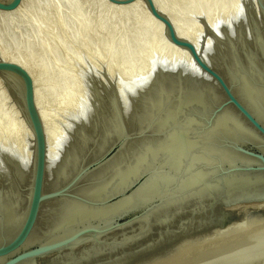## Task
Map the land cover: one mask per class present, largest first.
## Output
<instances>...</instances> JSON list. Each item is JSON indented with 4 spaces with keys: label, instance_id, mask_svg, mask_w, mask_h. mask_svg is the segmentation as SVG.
<instances>
[{
    "label": "water",
    "instance_id": "95a60500",
    "mask_svg": "<svg viewBox=\"0 0 264 264\" xmlns=\"http://www.w3.org/2000/svg\"><path fill=\"white\" fill-rule=\"evenodd\" d=\"M109 1L126 4L134 0ZM143 1L163 24L168 41L187 52L182 58L169 59V69L184 65L195 82L192 89L200 96L184 109L191 116L190 131L184 134L195 143L196 154L207 140L205 132H216L218 136L212 135L204 146L212 145L219 153L209 155L211 162H191L203 173L201 181L183 185L179 180L184 174L182 163L171 181L147 197L141 198L139 193L143 185L166 170L163 161L154 162L152 157L127 182H113L104 190L96 186L85 190L83 185L92 175L119 153L126 155L137 140L168 134L174 125H160L158 118L182 94L175 87L176 93L157 101L139 127L140 115L125 112L128 106L117 94L113 76L105 68L87 64L83 68L93 72L89 81L95 104L88 108L86 122L79 120L84 123L78 122L63 135L57 154L72 141L75 158L59 170L56 184L48 188L50 157L32 79L22 65L0 56L2 84L19 105L29 133L24 154L16 150L9 155L0 144V264H136L172 251L184 239L197 240L246 223L252 216L264 217V106L239 91L240 78L232 72L234 67L240 68L243 75L245 68H251L244 76L249 72L257 78L254 84L264 89V0H242L235 16L213 25L201 17L200 34L194 41L180 36L153 0ZM18 3L0 0V10H12ZM138 104L134 102L133 108ZM224 113L239 124L230 128L233 136L212 130L216 118ZM77 117L84 118L82 114ZM156 125L161 130L154 129ZM126 198L129 201L124 203ZM64 200L96 210L58 214L59 221L48 226L50 219L43 216V206ZM35 230V237L30 238Z\"/></svg>",
    "mask_w": 264,
    "mask_h": 264
},
{
    "label": "bare ground",
    "instance_id": "6f19581e",
    "mask_svg": "<svg viewBox=\"0 0 264 264\" xmlns=\"http://www.w3.org/2000/svg\"><path fill=\"white\" fill-rule=\"evenodd\" d=\"M22 1L23 0H20L16 8L12 10H0V16H8L10 14L13 15V13L19 11V9L23 7L21 6V3L26 0H24L23 2ZM104 1L107 5L118 10L121 8L133 9L131 7L138 5V7L141 8L143 17L140 14L141 12H138V15H141L140 17L146 20L145 22H148L147 25H144V23H142L143 25H140L139 23V27L137 26V28H139L138 31H140L139 33H142L144 30H146V27L147 29H149L147 39H145L146 37H144L146 33L144 34V36L138 34L140 35L139 37L143 39H141V41H143L141 46H139V48L137 47L138 64H132L130 62L124 63L123 60L122 64H119L121 61L118 64H115L113 62L115 65H112L111 63L107 62L109 64H104V67L101 65L98 66L101 70H104L103 68L107 69V73L113 76V81L116 83V92L123 99L124 103L128 106L127 110L125 111L129 112L128 116H135L137 114L140 115L138 116V125H140L139 127H142L145 124L146 114L149 115V113H152V111L155 110V107L157 106V101L159 102V100L167 97L169 93L173 91L175 92V87L180 88V93L182 94L179 98H177V100L172 102V104L167 105L165 107L166 109L164 110L163 115L158 118V123L160 125L164 124L165 122H171L174 125L173 127H171V131L168 134L164 136H155L153 134L148 137L137 140V142H135L134 147H132L126 155H124L123 153H119L115 158H113L109 162L107 166H105L98 173L92 175L90 177V180L83 185L85 186V190L93 186H96L99 190H104L109 187V185L113 182L120 184L127 182V179L130 177V175L132 173L136 174V172L141 169V166H143V164H145L148 161V158L150 157L154 158V162L158 161V163L160 162L162 164L163 161V167L166 166V170H163V172H157L143 185V189H141V191L139 192L141 198L150 196V194H153L155 192L157 193L158 189H161L164 183L171 181V179L176 174V170L181 166L182 163H184V167H181L184 174L180 177L179 180L183 185L186 186L192 181H201L203 179V173H201V171L196 170L192 166L191 162L197 159H200V161L202 162H204V160L211 162L212 160L209 159V155L219 152L215 150V148L211 144V146L207 145L206 147L204 145L206 141L210 142L213 136L218 135L214 131H206L205 138L207 140H205L203 144V147L205 148H203L202 146L198 148L197 150H199V152L196 153L198 155L194 153V150H196L195 143L185 136V134L187 135V133H189L190 131L189 126L191 123V116L189 114L186 115L184 109L187 104H189L193 100H195L193 102H198L200 96L194 89H192L191 86L194 85L195 82H193L192 78L189 76V73L184 67V65H178L174 69H169V67L171 66V60L169 59L182 58L184 56H187V52L182 48L174 46L168 41L165 35L163 24L150 13L149 9L146 7L145 3L142 0H136L128 5H119L110 3L106 0ZM153 1L157 8H159L161 11H163L166 15L169 16L177 33L180 36L188 38L192 41L197 39V36L200 34L201 29V23L199 19L196 20L199 22L193 21L194 23L191 24L190 22V25L187 22V26L184 25L185 23L182 25L181 20L178 19V15L176 16L174 13H172L173 9L169 13V11L166 10L167 8L163 7L160 1V3L157 0ZM241 1L242 0H229L227 4H223V2L220 6L209 4V6L207 7L204 6L205 8L200 7L196 12L199 14L202 13L200 15H205L204 17L208 20V22L213 25L216 21L229 19L235 16V14L238 13L242 8ZM195 18L196 17L194 16L193 19ZM141 29L144 30L142 31ZM139 37L138 40H140ZM0 56L6 60L14 61L22 65L27 70L32 79L34 87V99L44 124L48 156L50 157L48 163V173L46 177V185L49 188L52 185L56 184V174L59 172V170L65 169V166H67L68 162H73V158H75L73 150L76 144L74 142L68 141L69 143L66 144V147L62 148L61 153L58 150L59 155L57 154V146L61 142V139L63 138V135L65 134L67 129H74L77 124L84 123L79 122V120H85L86 122V116H88V108H92L95 104V90L92 86L93 83L91 84V82L89 81V77L93 72H91V69L86 71V68H83L81 66V64L83 63H77L79 65H77L76 67V80L73 82L72 86H69L71 87V90H69L70 92H65L69 87L66 88V90H63L65 94L64 92H61L62 96H60L59 100H57L58 102L55 101L56 103H58L57 111L60 115H56L55 117V115L53 114L54 117L57 118V121L55 122L53 120L54 122H51L50 119L53 116L48 117V114L51 115L49 113L50 111L47 112L48 108L45 107L46 105L43 107L47 108V111L41 106L43 104L41 101L42 97L40 98L41 90L39 89L40 87H37L36 75L32 72L31 67L29 63H27L25 57L17 58L15 56H12V54L8 55L2 47L0 48ZM88 60L91 61L92 59ZM238 69L240 68L234 67V69H232V72H234L240 78L239 91H241L245 95V97H247L251 102L256 103V101H260L261 104L264 106V89L259 88V86L254 84V81L257 80V78L251 77L248 74L249 72L247 73V75L244 76V72L251 70V68H248V70L245 68L243 71V75L241 73L242 70L240 69V71ZM96 71L98 70L96 69ZM66 85L65 87L68 86ZM92 95H94V97ZM0 96V106L2 107V113L0 114V126L3 125L0 128V144L6 147L5 150L9 155L13 154L16 150L24 154L23 149L24 147L28 146L29 143L28 127L25 123V117L20 111L19 105L12 98L11 93L3 86L1 77ZM134 102H138L140 105L138 104L136 108H133ZM51 108L52 107H50V109ZM55 114H57L56 111ZM80 114H82L84 118H78L79 116L77 117V115ZM72 116H76L77 121L75 119H73L75 121L70 120L72 119ZM177 116H180V118H178ZM237 126H239V124H237V122L229 115L224 113L216 118L214 126H212V130H217L221 134H230L231 136H233L234 131L230 130V128H234ZM113 127H115V124ZM159 127L160 126L157 127L156 125L154 129L161 130ZM103 137L102 139L104 140ZM130 145L131 144H128V146ZM205 151L207 153H205ZM221 157H223L222 154ZM186 159L187 163L185 161ZM112 169H114V171H111ZM127 201H129L128 198H126L124 203ZM56 205L58 211L57 209L54 210V207H56ZM56 205L51 207L47 205L43 206V216L47 215L46 217L50 219L47 220L49 222H47L48 226H50L53 221L54 224H56V221H59L58 214L60 217L68 211L70 213L71 211L84 212L85 210H96L83 206L76 201L64 200L60 201ZM104 211L105 209L102 208L101 212ZM248 220L257 221L264 224V217L252 216ZM242 224L245 223H236L235 225L226 229H240V226ZM226 229L216 230L211 234L206 235L197 240H192L191 238L184 239L183 241L177 243L172 251L169 250V252L167 251L166 253H160L151 256L148 259L137 262L136 264H184L185 259L187 258V254L189 253V250L194 243L199 245L202 244L205 240L210 241L211 239H213L214 241L215 238L223 234L222 232H224ZM35 232L37 233V230L32 233L30 238L35 237ZM257 248H254L252 251ZM256 251L257 250H255V252ZM261 251L258 253H261Z\"/></svg>",
    "mask_w": 264,
    "mask_h": 264
},
{
    "label": "rangeland",
    "instance_id": "374dc122",
    "mask_svg": "<svg viewBox=\"0 0 264 264\" xmlns=\"http://www.w3.org/2000/svg\"><path fill=\"white\" fill-rule=\"evenodd\" d=\"M157 1H160L169 13L173 9L172 13L178 15L181 24L185 23L186 26L190 25V22L192 24L200 21L203 15L196 12L200 7H207L209 4L220 6L223 2V4L229 2V0ZM21 6L17 14L0 16V48H4L8 55L25 57L36 75L37 87L41 90L40 98L42 97L43 103L41 106L45 110L48 108L47 112L50 111L51 115L48 114V117L53 116L51 122H56V115H60L56 102L62 96L61 92L72 86L76 80V67L79 65L77 63H83L82 67L87 64L104 67L109 63L118 64L120 61L119 64H122L123 60L124 63L138 64L137 52L143 43L138 34L144 36L146 33L145 39L149 34L147 27L146 30L143 29L144 31L141 29L144 33L138 31L139 23L148 24L142 19V11L138 5L131 7L133 9L118 10L107 5L104 0H26ZM138 12H141L142 17ZM194 16L197 19H193ZM198 19L199 21H196ZM88 59H92V62ZM69 90L71 87L65 92ZM1 108L0 106V114ZM236 229L222 232L223 234L214 241L205 240L199 245L194 243L184 264H264V224L248 220L240 229ZM254 248H257L255 249L257 253L255 250L252 251ZM260 251L261 253H258Z\"/></svg>",
    "mask_w": 264,
    "mask_h": 264
}]
</instances>
